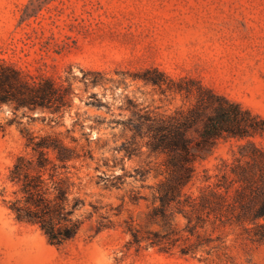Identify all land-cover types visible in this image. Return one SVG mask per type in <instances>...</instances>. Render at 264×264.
<instances>
[{
    "label": "rangeland",
    "instance_id": "rangeland-1",
    "mask_svg": "<svg viewBox=\"0 0 264 264\" xmlns=\"http://www.w3.org/2000/svg\"><path fill=\"white\" fill-rule=\"evenodd\" d=\"M0 61L29 80L71 83L74 92L72 107L58 115L0 105V264H264V242L241 226H208L201 234L220 239L189 255L181 247L130 246L128 222L165 232L148 215L166 157L144 148L130 158L121 150L130 129L145 124L140 116L167 117L194 103L149 81L159 74L172 83L193 78L264 119V0H0ZM28 134L58 136L85 153L70 174L71 198L83 202L74 218L84 222L64 246L10 209L21 197L11 170L19 156L32 157ZM252 140L264 149V137ZM244 144L221 140L197 162L186 192L198 196L214 185ZM137 170L149 173L141 180ZM100 177L124 182L111 188ZM107 216L112 224L101 229ZM185 226L176 215L178 246H186ZM196 243L191 237L187 245Z\"/></svg>",
    "mask_w": 264,
    "mask_h": 264
},
{
    "label": "trees",
    "instance_id": "trees-1",
    "mask_svg": "<svg viewBox=\"0 0 264 264\" xmlns=\"http://www.w3.org/2000/svg\"><path fill=\"white\" fill-rule=\"evenodd\" d=\"M158 76H151L149 81L186 98L194 96L195 101L187 110L167 117L140 116L145 124L130 129L132 135L121 147L130 158L144 148L150 155L166 157V175L156 188L148 215V221L165 232L143 231L128 222L129 245L140 247L145 243L164 252L181 247L180 252L189 255L220 239L201 234L208 226L214 231L241 226L251 240L264 242V149L252 140L264 137V119L193 78L172 83L164 75ZM73 98L71 83L59 86L48 78L29 80L16 67L0 61V105L58 115L72 107ZM193 132L197 133L195 138L190 136ZM26 138L32 157L19 156L11 170L10 180L19 186L21 197L11 203L10 209L19 221L39 226L52 245L64 246L78 237L84 222L74 218L83 202L71 198L70 174L73 163L85 153L58 136L28 134ZM233 139L246 141L240 146L241 157L232 165L224 163L217 182L203 188L198 196L187 193L197 173V162L207 159L221 140ZM148 173L137 170L133 177L143 180ZM100 179L110 182L111 188H119L124 182V177ZM178 214L186 220L182 230L187 233L183 240L186 246H178L181 239L175 238L179 231L173 228V222ZM111 224L108 216L103 217L100 228ZM191 237L197 238L195 246L187 245Z\"/></svg>",
    "mask_w": 264,
    "mask_h": 264
}]
</instances>
